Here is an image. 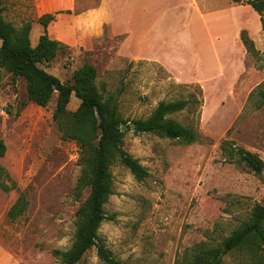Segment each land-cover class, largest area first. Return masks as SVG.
Returning <instances> with one entry per match:
<instances>
[{"label": "rangeland", "instance_id": "1", "mask_svg": "<svg viewBox=\"0 0 264 264\" xmlns=\"http://www.w3.org/2000/svg\"><path fill=\"white\" fill-rule=\"evenodd\" d=\"M129 1L111 0L110 6L125 31L130 27L138 33L159 22L174 31L185 27L189 0L176 4L174 0H136L148 9L131 18ZM197 1L203 9L204 0ZM210 1L217 61L176 67L172 47L179 45L168 36L156 50L171 61L169 67L133 62L127 55L126 32L114 35L105 28L103 40L92 51L65 49L40 66L71 84L75 70L84 63L92 65L99 93L116 104L118 116L126 122L123 149L148 176L137 181L119 163L112 165V195L104 206L109 220L98 230L100 242L124 264H175L196 245L218 246L249 219L254 204L264 205V106L256 94L264 91V31L249 0ZM35 3L0 0V15L15 27L34 23ZM224 14L229 39L219 29ZM196 17L199 32L202 18ZM242 31L258 55L246 51ZM40 33V27L32 29L33 47ZM199 39L192 34L182 43L183 58L197 57ZM55 100L56 95L47 107L36 106L27 99L24 80L0 70V140L6 147L0 166L14 183L11 191L0 190V245L14 264H62L53 252L72 245L76 212L88 195L86 191L76 196L79 151L73 141L61 139L52 118ZM176 100L198 101L167 116L192 129L198 135L195 143L186 145L130 129L133 121L148 119L160 102ZM79 102L72 95L67 109L75 111ZM224 141L258 158L262 173L257 175L243 164L224 163L220 150ZM20 196L26 202L25 212L11 219L8 211ZM251 257L236 250L224 257L223 264H250ZM78 264L103 263L92 248Z\"/></svg>", "mask_w": 264, "mask_h": 264}, {"label": "trees", "instance_id": "2", "mask_svg": "<svg viewBox=\"0 0 264 264\" xmlns=\"http://www.w3.org/2000/svg\"><path fill=\"white\" fill-rule=\"evenodd\" d=\"M248 5L260 17L264 31V0H249ZM60 13L62 12L44 14L37 19L36 23L41 26L42 31L35 47L30 41V22L15 27L0 15V70L12 74L14 78L23 79L27 99L40 108L47 107L56 95L52 118L61 133V139L73 141L78 147L80 174L76 181L75 193L77 197H81L87 191L88 195L76 212L77 221L72 245L66 251H54V256L62 264H78L85 253L94 248L103 264H124L114 258L98 238L100 226L109 220L104 206L112 195L110 169L117 162L137 181H142L148 174L137 160L125 153V133L121 132V126L126 122L118 116L116 104L104 100L99 93L96 86L97 72L92 65L84 63L75 70L71 84L62 83L40 67L51 63L61 52L69 49L68 46L51 40L47 34L48 25ZM240 40L248 53L258 55L245 31L241 32ZM256 94L260 105L264 106V91L257 90ZM72 95L80 101L75 111L67 109ZM194 103L197 104L198 101L160 102L148 119L133 121L134 131L191 145L196 142L198 135L192 129L167 119V116L180 113ZM220 150L225 158L224 163L243 164L257 175L262 173V162L249 152L234 147L227 141L221 143ZM5 152L4 142L0 140V158ZM13 189L14 183L0 166V190L9 192ZM25 209L26 202L20 196L8 211V216L15 219L22 215ZM263 226L264 205L254 204L249 219L218 246L196 245L189 254L178 258L175 264H223L224 257L236 250L249 252L252 255L250 264H264ZM261 250L263 254H260Z\"/></svg>", "mask_w": 264, "mask_h": 264}, {"label": "crops", "instance_id": "3", "mask_svg": "<svg viewBox=\"0 0 264 264\" xmlns=\"http://www.w3.org/2000/svg\"><path fill=\"white\" fill-rule=\"evenodd\" d=\"M174 1L175 4L178 2V0ZM188 2V16L187 20L184 21L185 27L182 31H174L167 24L159 22L152 24L146 30H140L138 33L136 31L133 32L130 27L128 31L123 29L122 23L114 17L115 14L111 11V0H36L35 6L38 12L37 19L44 14L62 12L56 15L55 20L48 25L46 30L51 40L58 41L68 46L69 49L83 52L92 51L94 46L103 40L105 28H108L114 35L126 32L127 55L130 61L147 62L161 67H169L168 64L171 61L165 60L164 55H162L164 53L157 51L156 47L158 42L165 40L168 36H172V42L179 45L172 47L175 55L173 61L178 64L176 67L189 66L194 68V66H201L204 63L209 64L210 62L217 61L213 35L215 33V26H212L214 14L210 10L212 8V1L210 0H204L205 5L203 9H200V4L197 0H189ZM154 5L155 3L152 4V6ZM147 6V4L144 7L138 6L136 0H130L128 17H137L142 8L143 12L147 11ZM193 7L197 10L194 13L192 11ZM178 10L179 7L176 9V12ZM197 14L202 18L199 32L195 28ZM173 17L175 20L177 19V15H173ZM36 21L34 23L30 22L32 26L31 31L35 26H38L41 32L42 28ZM226 27V14H224L219 29L223 28L225 39L226 35L229 39L228 28ZM192 34L200 37V46L196 51L198 55L197 57L194 55L192 58H183L180 53L182 43L188 41L187 39ZM187 62L189 64H186ZM9 258V254L0 245V264H14Z\"/></svg>", "mask_w": 264, "mask_h": 264}, {"label": "water", "instance_id": "4", "mask_svg": "<svg viewBox=\"0 0 264 264\" xmlns=\"http://www.w3.org/2000/svg\"><path fill=\"white\" fill-rule=\"evenodd\" d=\"M134 128H135V125H131V126H130V129L133 130ZM126 129H127V128L125 127V125H122V126H121V132H124Z\"/></svg>", "mask_w": 264, "mask_h": 264}]
</instances>
